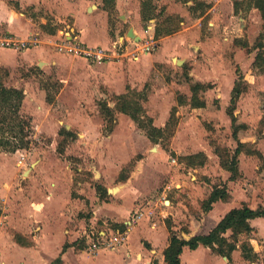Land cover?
<instances>
[{"label": "rangeland", "instance_id": "rangeland-1", "mask_svg": "<svg viewBox=\"0 0 264 264\" xmlns=\"http://www.w3.org/2000/svg\"><path fill=\"white\" fill-rule=\"evenodd\" d=\"M188 1L192 4H186ZM140 2L139 33L143 39L133 40L125 36L130 21L118 18L115 0H0V10L9 19L15 15L20 20L17 26L21 31H7L5 23H0V45L10 38L16 42V45H2L11 49L7 60L14 59L16 53L15 58L23 61L25 51L41 47L70 60L62 69L58 65L48 66L41 57L33 59L30 67L26 66L29 63L21 62L13 69L0 67L2 84L6 87L30 79L19 110L27 124L24 140H29V144L15 152L0 147L2 264L3 260L5 264H24V258L18 261L16 257L20 245H41L43 234L51 235L55 226H59L62 240L74 243V252L94 255L82 241L83 232L118 226L110 218L95 219L93 211L99 202L102 205L115 199L112 195L117 193V187L126 183L132 173L140 175L150 168L147 155L156 158L155 171L145 179L142 175L139 177L147 186L136 183L142 192L133 199L135 206L127 213L128 217L131 213L130 218L143 205L144 217L151 223L163 220L175 235L184 238L209 232L229 209L243 205L256 210L264 208L263 163L253 153L258 151L264 155V92H249L253 77L264 71L254 67V62L245 66L236 59L239 57L242 62L245 55L255 58L259 52L264 54V14L246 4L239 5L235 12L234 2L231 6L229 0L222 1L225 15L218 19L205 15L214 1ZM97 4L107 13L108 37L116 40L123 36L129 47L122 58V69H117L118 77L110 73L109 82L113 88L122 85L121 94L135 102L141 119L147 116L153 125L164 129L157 142L151 141L146 130L139 128L127 114L114 108L117 95L106 84L104 70L93 67L100 63L66 55L55 47L57 40L73 32L78 34L72 25L75 10L81 9L84 16H91L98 12ZM92 5L95 6L86 9ZM95 17L84 19L77 15L78 21L84 24H97ZM152 19L154 30H174L160 36H174L166 43L171 50L158 59L151 57L149 67H133L130 63L135 61L132 56L138 47L131 41L150 45L151 54L160 46L156 43L160 37L153 35L156 30L152 33L147 28ZM22 42L25 46H20ZM238 49L241 51L235 57ZM137 55L146 56L138 51ZM205 73L210 79L219 75V80L214 85L212 80L204 83L205 88L197 96L205 107H195L191 104V88ZM234 81H238L240 94L233 112L235 121H232L228 108ZM103 102L113 109L112 121L102 111ZM171 115L173 121L166 126ZM6 137L10 144L18 143V138L8 134ZM237 148H240L238 177L230 180V173L222 164L231 159ZM199 153L205 155L203 164L202 158L196 156ZM122 176L125 181L120 179ZM97 184L114 191L102 200L95 191ZM223 186L229 195L224 206L205 210V201L212 189ZM56 202L65 205L58 215L53 208ZM173 205L170 211L169 206ZM118 209L108 214L118 217L121 211ZM251 224L254 225L251 244L258 260L250 262L243 258L240 244L245 237L241 235L229 262L225 260L228 264H264V218ZM119 229L127 235L126 226L120 225ZM137 233H129L132 248L136 247ZM49 251L52 254L54 248ZM198 253L199 264H221L215 256L206 255L202 250ZM208 253L217 255L210 248ZM54 260L50 258L44 264H53ZM151 264H165V261L152 258Z\"/></svg>", "mask_w": 264, "mask_h": 264}, {"label": "crops", "instance_id": "crops-1", "mask_svg": "<svg viewBox=\"0 0 264 264\" xmlns=\"http://www.w3.org/2000/svg\"><path fill=\"white\" fill-rule=\"evenodd\" d=\"M140 1L141 0H115L114 7H115V10L118 12V18H120L121 20H124V22L130 21V26H128L125 31L126 37H128L127 31L129 30V28H132L134 34L137 35L140 39L141 38L143 39L142 35L139 33L140 32L139 31L140 20H142L141 19L142 8H141ZM203 1H205V3H210L214 1L213 4L208 8L205 15L210 14L213 19H218L225 15L223 3H222L223 0H203ZM229 1L231 2V6H233L232 1L235 2V1H241V0H229ZM186 4H192V2L188 1L186 2ZM93 6L95 5H92L89 8L87 6L86 9L90 10V8H92ZM95 7H97L98 12H96L95 14L91 16H84L83 11L81 9L75 10L74 12L75 21L72 25L74 27L73 29H75L78 32V34L73 32V34H69V36L67 37L68 39L75 38L78 42L82 43L83 45L87 47L102 48L110 52L111 60L113 59L111 64H109L110 61L106 65H103L104 63H101V62H95V63H100V64H96L93 67H94V70L95 69L99 71L104 70L106 84L107 85L109 84V86L111 87L110 90L113 93H115L117 96H121L123 95L121 94L123 93L122 85L121 86L119 85V88L117 86L113 88V85L111 84V82H109L110 80L109 77H110V73L112 72H114L115 75H117L118 77L119 74H118L117 69L118 68L122 69L123 67L122 65L124 64L123 63L124 59L122 58H124L125 55L127 54L126 49H128L129 47L126 46V42H125L126 40H123V36H118L116 40H111L110 37H108L107 24L105 21L107 19V13L105 10H102L101 8H99V4H97V6ZM5 11L8 14V11L7 10ZM77 15H80L83 18L85 17L89 19H92L94 16H96L95 18L98 19L97 24L94 25L93 23H90V24L80 23L77 19ZM12 17H13L12 19H9L8 15H6L3 11L0 10V23H5V25L8 27L7 31H11V32L15 30L21 31V29L18 28V26L20 25L18 21L20 20H18L15 15H12ZM149 22L150 23L147 25V28L150 29V31L152 30V33H154V31L156 30V29L154 30L155 21L154 19H152V20H149ZM25 34L26 33H24V35ZM97 35H99L100 37H90V36H97ZM170 37L173 38L174 36H170ZM170 37L169 36L160 37V39L156 41V43H158L160 46L157 52H155L154 54H151V51H150L148 54H145L146 55L145 57L138 55L136 59H134L133 56L137 55V51L141 49L145 44L137 43V42H133L129 40L133 44H135L136 47H138L137 50L133 52V56H132V59L135 61H131L132 63H130V65L133 67L134 66L149 67V65L152 64V62L150 61L151 57L158 59L160 57H163V55H165L169 50H171L170 45L166 44L168 41V38ZM6 38H9V37H6ZM57 41H56V44L60 42V41L59 42ZM123 46H126V47L123 48ZM182 46H183V43H182ZM207 46H208V43H207ZM57 50L58 52H62V53H65L66 55H70L64 50H59L58 48ZM9 51H11V49H7L4 46L0 45V67H5L7 69H13L20 62L23 64L29 63V64H26V66L30 67L31 65L30 63L33 61V59H37L41 57L45 59L46 64L48 66L51 64L58 65L60 69H62V66L68 64V62L70 61L68 57L59 55L57 53H52V52L51 54L50 53L51 50L44 48V47L25 51L23 53L24 56H22L23 61H20V62L18 61L17 58H15L16 53H14L15 54L14 59L7 60L6 58L9 56L8 55ZM240 51H241L240 49L237 50L235 57ZM245 57L246 58L242 62L240 61L239 57L238 58L236 57V59H238V62L242 63L241 65H245V66L246 64L247 65L251 64V62H254L255 60V58H253V55L251 54H249L248 56L245 55ZM84 59L88 60L86 58ZM77 63H80V65H83L82 62L77 61ZM62 71H64V69ZM206 74L207 73H205V75L202 76L201 81L199 80V82L197 83L204 84L205 82H207V80L208 81L212 80L213 81L212 85H214L215 83H218L219 75H216V79H210L209 76H207ZM203 79H206V80H203ZM29 83H30V79L18 81V85L12 86L11 88L20 89L23 91V94L25 95L27 93V90L29 89V85H30ZM234 86H235V81H234ZM224 89H226V87ZM257 90L264 92V74L254 76L251 84L249 85V92L251 94L256 93ZM227 94L228 93H226V95ZM47 96L48 94L46 93V99H47ZM147 156H148V158L146 157L148 160L147 163H149L150 168L144 170L143 174H140V175L138 174L139 176L135 173H132L126 183H122V185L117 187L116 189L117 193L115 195H112L114 196L115 199L112 198L111 202L102 201L103 202L102 205L99 202L97 205L98 207H96L95 210L93 211V216L95 219L97 218L101 219L103 217L107 219L110 218L113 221H115L117 224H119L118 227L114 228L113 230L119 229L120 225L126 226L128 228L126 239L122 245L115 248L114 250L100 249L98 251L93 252L94 255H91V256L85 255L82 253H76L74 252V249H73L74 243L66 242L64 241V239L62 240L63 235L61 232H59V229H58L59 226H55L52 229L51 235L49 233L43 234L41 245H36L33 243L30 245H26V246L20 245L21 247L20 248L18 247L19 251H17L19 253L16 255V257H18L19 259L18 261H21V259L24 258L23 260L24 264H44L45 260H49L50 258H52V260L55 259L54 261L57 262L53 264H151L152 258H158L159 262H161L162 259L164 262L163 252L169 245V234H170L168 231V228L165 226L164 221L162 220L159 222L151 223L149 219L144 217L143 211H145L146 207H142L143 205H141V207L138 206L139 208L134 211V216L132 218H130V216H132L130 215L131 213L129 214V217L127 216V213L131 210V207L135 206L133 199H136L138 195H140V193L142 192L137 188V186H135L136 183L140 184V183L146 182V181L144 182L140 181L141 179H139V177L142 175L141 177L145 179V177L148 176L150 172L155 171L154 167H155L156 158H151L150 155H147ZM136 175L138 176V178L137 180H134L135 179L134 176L137 177ZM144 185H146V183ZM106 190H107V194H111L112 191L110 192V188H107ZM78 193L79 195H81L82 191H78ZM95 198L96 200H98L96 196ZM167 202L170 203V201H167ZM225 203H226L225 201H216L212 204V207L213 208L222 207V205L224 206ZM53 205H54L53 208L56 209L57 215L60 214L63 209H65V205L61 202L59 203L56 202L55 204L53 203ZM118 208L121 209L120 215L118 217H115V215L113 216V215L108 214V211L112 212L114 210H119ZM169 209L170 211L171 209H174V205L169 206ZM227 212H223V214L220 217H219V213L217 212L218 217H219L217 219V223ZM170 214L173 215V213H170ZM258 220H261V218H256L252 220L250 223H252L253 221H258ZM251 225L254 228V225L253 224ZM93 229L94 228H92L91 230ZM111 229L108 228V229H100V230L110 231ZM119 230H123V229H119ZM134 231L138 232L137 233L138 236L136 238V247L132 248V243L130 239L128 238V236H129V233L131 232L133 233ZM86 232L88 231L85 230L83 232L82 241L85 245H88L89 240L87 237H85ZM65 233H67V230H65ZM207 233L208 232L201 233V234H207ZM201 234H197V235H201ZM193 236H189V237L184 236V238L182 239L189 240ZM65 244H68L69 246L63 251L62 249ZM51 247L54 248V252L52 254H50V251H49ZM208 249H209L208 247H204V246H199L198 248L194 250L189 249L188 247H184L180 255V264H199L197 262L200 256L198 255L199 254L198 252H200L201 250L206 255L217 257L219 261L221 262V264H228L225 261L227 259V261L229 262V259L227 257L220 256V255H212L208 253ZM3 264H5L4 260H3Z\"/></svg>", "mask_w": 264, "mask_h": 264}, {"label": "trees", "instance_id": "trees-1", "mask_svg": "<svg viewBox=\"0 0 264 264\" xmlns=\"http://www.w3.org/2000/svg\"><path fill=\"white\" fill-rule=\"evenodd\" d=\"M108 0H104V2ZM241 4H246L247 6H253L260 10L262 15L264 14V0H241L234 2L235 12L238 11V6ZM172 29L156 28L154 38H158L162 35H169L173 33ZM261 45V44H260ZM254 67H257L260 72L264 71V54L259 52L254 60ZM1 75V71H0ZM205 88L204 84L195 83L193 84L191 104L195 107H205L203 101L198 100L197 92ZM240 91L238 90V81L235 82V86L232 91L230 106L228 108V114L234 119V109L239 97ZM24 98L23 91L16 88H9L2 84L0 76V147L10 151L15 152L20 148H25L29 144V140H24L27 136L25 128L27 124L23 118L19 115V110L22 105ZM47 100L50 101L47 96ZM102 111L109 117V120L112 121V108H110L106 103H101ZM120 112L127 114L139 128L146 130V136L153 142H157L160 137H162L164 129L156 127L153 125L151 118L145 116L144 119H141L138 116V107L135 106V102L130 101L127 98V95H121L116 97L115 107ZM173 121V115L170 116L169 122L166 124L168 126L170 122ZM238 128V126H236ZM8 134L11 138H18V143L10 144L9 139L6 137ZM234 136L236 132L234 131ZM240 153V148H237L232 155L230 160L224 161L222 166L230 173V180H235L238 177V155ZM258 156L262 161L264 169V155L258 151L253 152ZM197 157H201V164L205 155L202 153L196 154ZM122 181H125V177H120ZM95 191L102 200L107 198V190L102 185L97 184L95 186ZM229 195L225 186L223 187H214L209 194L207 200L205 201V210H209L212 207V204L216 201H226ZM256 218H264V208L256 210L252 209L246 205H243L238 208L230 209L212 228L207 234L195 235L189 240H184L179 238L171 230V227L167 225L169 230V245L164 250L163 256L166 264H180V255L184 247L189 249H196L199 246H204L210 248V250L217 255L231 258L232 252L237 248L238 243L241 241L240 236H244L245 240L241 242V253L244 259L250 262H256L258 260V254L254 250L251 242V234L253 232V227L251 221ZM118 226L117 224L115 227ZM228 233H230L228 235ZM228 235V236H227ZM68 244H65L63 251L68 247Z\"/></svg>", "mask_w": 264, "mask_h": 264}, {"label": "built area", "instance_id": "built-area-1", "mask_svg": "<svg viewBox=\"0 0 264 264\" xmlns=\"http://www.w3.org/2000/svg\"><path fill=\"white\" fill-rule=\"evenodd\" d=\"M7 44L16 45V42L13 39H6L1 42V45ZM20 46H25V43L22 42ZM56 47L59 50H64L68 54L74 57H82L94 62L108 63L111 61L110 52L102 49V48H91L83 45L78 42L75 38H63L59 43L56 44ZM151 51L150 45H144L138 52L141 54H148ZM138 55H134V59H136ZM88 238V248L95 252L100 249L114 250L115 248L122 245L126 239V233L123 230H113L104 231L93 229L85 233ZM2 264V262H0Z\"/></svg>", "mask_w": 264, "mask_h": 264}, {"label": "water", "instance_id": "water-1", "mask_svg": "<svg viewBox=\"0 0 264 264\" xmlns=\"http://www.w3.org/2000/svg\"><path fill=\"white\" fill-rule=\"evenodd\" d=\"M127 36L131 39H136L139 40L140 38L134 34L133 29L129 28V30L127 31Z\"/></svg>", "mask_w": 264, "mask_h": 264}, {"label": "bare ground", "instance_id": "bare-ground-1", "mask_svg": "<svg viewBox=\"0 0 264 264\" xmlns=\"http://www.w3.org/2000/svg\"><path fill=\"white\" fill-rule=\"evenodd\" d=\"M112 191H114V190H112ZM169 204V203H168Z\"/></svg>", "mask_w": 264, "mask_h": 264}]
</instances>
